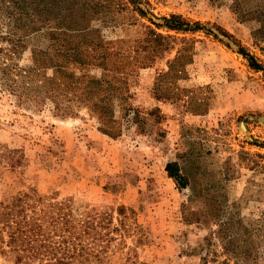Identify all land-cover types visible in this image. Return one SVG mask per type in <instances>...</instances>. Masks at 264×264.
<instances>
[{"label": "rangeland", "instance_id": "374dc122", "mask_svg": "<svg viewBox=\"0 0 264 264\" xmlns=\"http://www.w3.org/2000/svg\"><path fill=\"white\" fill-rule=\"evenodd\" d=\"M23 1L5 0V6L15 8ZM146 1L159 18L175 14L204 27L179 33L197 39L188 78L179 85L195 90L208 110L195 114L183 100L156 98L155 78L168 69L167 59L142 69L131 97L115 102V136L106 134L87 108L60 116L45 98L20 104L3 95L0 85V206L30 187L43 195L74 197L113 217L115 223L117 208L124 205L135 212L129 215L133 232L125 244L135 247L140 262L201 264L199 255L187 252L207 229L188 224L184 206L203 207V198L216 197L225 216L241 218L246 225L255 224L264 214V159L259 157L264 155V72L250 69L236 46L228 48L204 30L216 31L215 26H220L262 60L264 53L251 38L256 23L242 21L231 9L233 0ZM44 12L47 21L30 33L23 66L31 65L33 49L62 45L60 37L50 33H59L54 8L46 6ZM10 28L11 20L5 17L4 30ZM160 31L167 33L165 28ZM103 33L112 35L108 29ZM89 72L101 75L100 69ZM75 90L83 92V85L76 84ZM156 107L161 116L151 113ZM169 163L174 172L179 170L201 187L197 202L192 189L169 175ZM2 241L0 233V264H15L3 256ZM214 249L218 261L209 264H224L222 249L218 245ZM125 252V248L118 250L112 264H121ZM258 261L264 264V257ZM230 263L235 264L234 259Z\"/></svg>", "mask_w": 264, "mask_h": 264}, {"label": "trees", "instance_id": "16d2710c", "mask_svg": "<svg viewBox=\"0 0 264 264\" xmlns=\"http://www.w3.org/2000/svg\"><path fill=\"white\" fill-rule=\"evenodd\" d=\"M46 6L55 10L59 33H50L60 37L62 45L57 49H33L31 65L23 66L30 33L47 21ZM149 6L146 0H25L7 9L5 0H0L3 95L20 104L45 98L60 116H73L80 108H87L99 119L103 131L115 136V102L131 97L142 69L167 59L168 69L155 78L156 98L174 103L183 100L191 112L204 114L208 110L204 98L199 100L195 90L179 85L188 78L187 66L194 59L197 42L196 38L179 33L197 32L204 27L175 14L159 18ZM231 9L242 21L256 23L251 38L264 53V0H233ZM5 17L11 20L8 31L4 30ZM215 27L216 32L209 28L204 32L228 48L236 46L250 69L264 72V60L224 28ZM163 28L167 33L160 31ZM103 29L112 35L107 36ZM91 68L100 69L101 75L90 74ZM76 84L83 85V92H76ZM151 113L161 116V109L156 107ZM259 157L264 159L263 154ZM168 171L192 189L193 201L202 197L201 187L191 184L179 170L174 172L173 164L169 163ZM202 202L203 207L184 206L185 221L207 229L187 255H199L201 264L216 262L218 252L214 248L218 245L226 256L224 264H231L233 259L235 264H259L258 260L264 257V214L255 224L246 225L241 218L225 216L216 197L203 198ZM117 213L115 223L113 217L99 214L74 197L43 195L30 187L0 206L3 256L15 264H112L116 252L125 248L121 264H146L139 261L135 247L125 244L133 232L129 215L135 212L120 205Z\"/></svg>", "mask_w": 264, "mask_h": 264}, {"label": "water", "instance_id": "95a60500", "mask_svg": "<svg viewBox=\"0 0 264 264\" xmlns=\"http://www.w3.org/2000/svg\"><path fill=\"white\" fill-rule=\"evenodd\" d=\"M216 32V31H215ZM222 38V36H220ZM225 39V38H224Z\"/></svg>", "mask_w": 264, "mask_h": 264}]
</instances>
